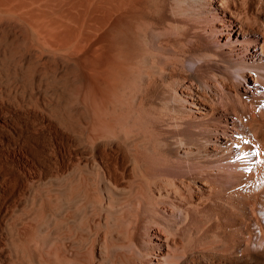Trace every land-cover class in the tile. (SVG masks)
Returning a JSON list of instances; mask_svg holds the SVG:
<instances>
[{"label": "bare ground", "instance_id": "1", "mask_svg": "<svg viewBox=\"0 0 264 264\" xmlns=\"http://www.w3.org/2000/svg\"><path fill=\"white\" fill-rule=\"evenodd\" d=\"M0 264H264V0H0Z\"/></svg>", "mask_w": 264, "mask_h": 264}, {"label": "snow or ice", "instance_id": "2", "mask_svg": "<svg viewBox=\"0 0 264 264\" xmlns=\"http://www.w3.org/2000/svg\"><path fill=\"white\" fill-rule=\"evenodd\" d=\"M237 159H241V157L237 156Z\"/></svg>", "mask_w": 264, "mask_h": 264}]
</instances>
